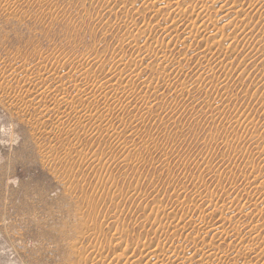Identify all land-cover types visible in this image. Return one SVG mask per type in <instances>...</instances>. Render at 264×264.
<instances>
[{
  "label": "rangeland",
  "instance_id": "1",
  "mask_svg": "<svg viewBox=\"0 0 264 264\" xmlns=\"http://www.w3.org/2000/svg\"><path fill=\"white\" fill-rule=\"evenodd\" d=\"M135 263L264 264V0H0V264Z\"/></svg>",
  "mask_w": 264,
  "mask_h": 264
},
{
  "label": "bare ground",
  "instance_id": "2",
  "mask_svg": "<svg viewBox=\"0 0 264 264\" xmlns=\"http://www.w3.org/2000/svg\"><path fill=\"white\" fill-rule=\"evenodd\" d=\"M172 1V0H171ZM243 1V0H242ZM238 2H240V1H238ZM253 2V1H252ZM239 4V3H238ZM235 5V4H234ZM241 5V4H240ZM248 5V4H247ZM225 7V6H224ZM237 7V6H236ZM253 7V6H252ZM237 10V9H236ZM242 10V9H241ZM246 11V10H245ZM203 12V11H202ZM236 13V12H235ZM242 14V13H241ZM240 14V15H241ZM235 15V14H234ZM236 16V15H235ZM238 16V15H237ZM236 19V18H235ZM203 29H205V28H203ZM197 32V31H196ZM197 36V35H196ZM207 227V226H206ZM216 230V229H215ZM217 231V230H216ZM148 251V250H147ZM206 251H204V253H205ZM148 253V252H147ZM209 254V253H208ZM147 256V255H146ZM157 256V255H156ZM145 258V257H144ZM170 258V257H169ZM149 259V258H148ZM155 259V258H154ZM159 259V258H158ZM150 260V259H149ZM170 260V259H169ZM139 261V260H138ZM142 261V260H141ZM160 261H161V259H160ZM162 261H163V259H162ZM154 263V262H153ZM152 263V264H153ZM160 263V262H159ZM162 263V262H161ZM136 264V263H135Z\"/></svg>",
  "mask_w": 264,
  "mask_h": 264
}]
</instances>
